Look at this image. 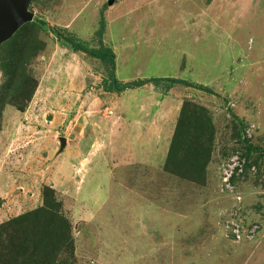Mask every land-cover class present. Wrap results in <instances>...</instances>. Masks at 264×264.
Returning a JSON list of instances; mask_svg holds the SVG:
<instances>
[{
	"label": "rangeland",
	"instance_id": "rangeland-1",
	"mask_svg": "<svg viewBox=\"0 0 264 264\" xmlns=\"http://www.w3.org/2000/svg\"><path fill=\"white\" fill-rule=\"evenodd\" d=\"M105 4L32 0L33 21L10 38L31 53L27 73L36 86L23 112L7 105L0 115V224L42 206L50 186L71 223L75 260L68 264H264V0ZM52 26L91 48H110L120 83L182 80L214 95L184 84L163 92L166 82L104 92L108 65L72 51ZM5 54L1 44L0 85ZM16 96L21 102L26 88ZM183 101L205 107L214 124L206 184L157 165L122 170L120 125L137 127V118L165 105L174 115ZM161 136L157 154L167 131ZM244 140L260 153L247 155Z\"/></svg>",
	"mask_w": 264,
	"mask_h": 264
},
{
	"label": "trees",
	"instance_id": "trees-1",
	"mask_svg": "<svg viewBox=\"0 0 264 264\" xmlns=\"http://www.w3.org/2000/svg\"><path fill=\"white\" fill-rule=\"evenodd\" d=\"M36 22L40 28L47 27L44 21ZM48 28L72 51L101 60L108 65L110 77L103 80L104 92L121 93L148 84L161 87L159 85L166 82L169 86H166L163 92H168L175 84H184L186 87L214 95L210 88L182 80L151 78L120 83L115 79V56L110 48H91L65 29L54 26ZM104 28L105 21L101 16L97 30L99 39ZM11 42L9 39L2 44L6 52L3 57L6 79L0 85V115L7 105L23 112L36 86V81L27 73L31 53H23L21 47L14 48ZM32 44V51L37 54L36 41H32ZM21 88H26V96L19 102L16 93ZM240 125L244 128L243 122H240ZM213 140L214 124L206 108L183 101L164 160L163 172L177 179L204 186L206 169L212 160ZM244 145L249 156L261 151L248 140H244ZM42 201L39 208L0 224V264H68L75 260L71 223L63 211V204L56 191L50 186H44ZM68 257L71 261L67 260Z\"/></svg>",
	"mask_w": 264,
	"mask_h": 264
},
{
	"label": "crops",
	"instance_id": "crops-1",
	"mask_svg": "<svg viewBox=\"0 0 264 264\" xmlns=\"http://www.w3.org/2000/svg\"><path fill=\"white\" fill-rule=\"evenodd\" d=\"M129 90H133V89H129ZM176 104H177L176 111L174 115H172L171 113V110L173 109L170 110L169 107L167 109L165 105V108L163 109V111H161L159 115L154 114L151 117L147 116L146 118L143 119V121H139L140 119L137 118V123L139 124V125L135 124V126L137 127L134 126L124 127L120 125V127L117 130L121 131L120 136H121V142H123V144L116 145V147H119L120 152L121 151L124 152H121V154L118 157H116L115 155L119 154L118 153L119 151L117 150L114 156H115L116 164L121 166L122 170L123 168L126 169L131 168L133 171H141L146 169L148 165H149V169L153 168L155 170L157 165L158 168L163 170L164 160L166 158L170 144L169 142L171 141L170 139L172 137L180 111L179 103L176 102ZM119 113L121 115L123 114L122 112ZM140 114L141 113L139 112L138 115ZM122 116H124V114ZM162 131H167L168 137L164 143L163 151L157 154L156 147L161 142L160 138L162 137L161 136ZM118 135L119 133L117 132L116 136ZM153 160L155 161V164ZM115 168L118 169L119 167L115 166Z\"/></svg>",
	"mask_w": 264,
	"mask_h": 264
},
{
	"label": "water",
	"instance_id": "water-1",
	"mask_svg": "<svg viewBox=\"0 0 264 264\" xmlns=\"http://www.w3.org/2000/svg\"><path fill=\"white\" fill-rule=\"evenodd\" d=\"M32 0H0V45L8 41L12 35L23 25L34 19L33 13L29 12ZM113 0H107L112 5ZM61 147L65 140L60 139Z\"/></svg>",
	"mask_w": 264,
	"mask_h": 264
}]
</instances>
